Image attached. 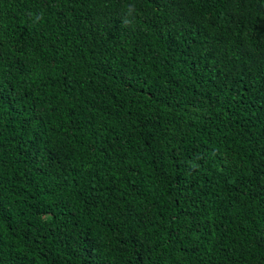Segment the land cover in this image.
<instances>
[{"label": "trees", "instance_id": "obj_1", "mask_svg": "<svg viewBox=\"0 0 264 264\" xmlns=\"http://www.w3.org/2000/svg\"><path fill=\"white\" fill-rule=\"evenodd\" d=\"M0 264H264V0H0Z\"/></svg>", "mask_w": 264, "mask_h": 264}, {"label": "clouds", "instance_id": "obj_2", "mask_svg": "<svg viewBox=\"0 0 264 264\" xmlns=\"http://www.w3.org/2000/svg\"><path fill=\"white\" fill-rule=\"evenodd\" d=\"M127 23V21H125Z\"/></svg>", "mask_w": 264, "mask_h": 264}]
</instances>
